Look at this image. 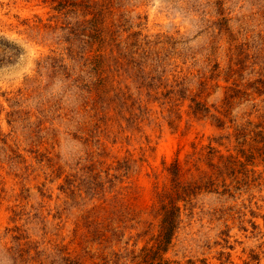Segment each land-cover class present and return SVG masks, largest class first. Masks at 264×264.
I'll use <instances>...</instances> for the list:
<instances>
[{
    "label": "rangeland",
    "instance_id": "rangeland-1",
    "mask_svg": "<svg viewBox=\"0 0 264 264\" xmlns=\"http://www.w3.org/2000/svg\"><path fill=\"white\" fill-rule=\"evenodd\" d=\"M0 264H264V0H0Z\"/></svg>",
    "mask_w": 264,
    "mask_h": 264
}]
</instances>
